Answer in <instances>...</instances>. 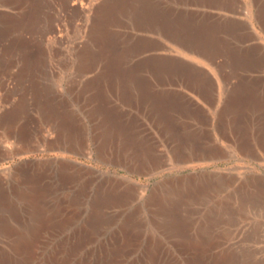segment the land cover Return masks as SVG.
I'll use <instances>...</instances> for the list:
<instances>
[{"label": "rangeland", "instance_id": "374dc122", "mask_svg": "<svg viewBox=\"0 0 264 264\" xmlns=\"http://www.w3.org/2000/svg\"><path fill=\"white\" fill-rule=\"evenodd\" d=\"M65 1L0 0V7L12 14L0 13V47L9 44L0 48L1 236L37 238L32 264H151L152 254L158 259L159 251L188 253L189 242L196 240L200 245L196 252L204 253L209 264H215L211 259L216 254L225 257L222 264H264V147L251 144L255 140L264 145V108L244 110L239 133L245 141L228 129L226 119L216 122L223 124L218 131L205 117L218 120L221 73L160 31H193L194 23L221 59L239 46L260 54L264 29L248 17L251 0H122L105 19L99 56L104 60L91 62L95 65L90 63L85 70L75 54L92 44L95 20L67 11ZM224 12L237 25L217 14ZM8 14L15 21L11 27L4 26ZM252 20L254 32L248 28ZM58 24L61 41L54 39ZM156 55L162 57L161 64L166 57H176L206 68L211 76L205 82L207 101L186 87L195 80L185 73L154 70L150 62H158ZM251 60L229 73L234 81L249 79L246 82L255 85L250 94L264 90V83L256 87L264 80V62ZM185 93L198 99L200 108L190 104ZM21 128L26 129L24 142L17 137ZM62 134L76 139L78 151L51 149V141ZM195 141L210 148L212 158L192 164L173 157L171 146L186 150ZM152 194L162 197L158 199L162 203L150 199ZM1 225L11 232L5 233ZM182 258L181 264H188Z\"/></svg>", "mask_w": 264, "mask_h": 264}, {"label": "bare ground", "instance_id": "6f19581e", "mask_svg": "<svg viewBox=\"0 0 264 264\" xmlns=\"http://www.w3.org/2000/svg\"><path fill=\"white\" fill-rule=\"evenodd\" d=\"M21 1V0H20ZM30 1V0H29ZM134 1V0H133ZM14 2H16V1H14ZM36 2V1H35ZM49 2H52V1H49ZM123 1L122 0H66L65 1V9L68 11H70L71 13H73V14H83V15H85L86 17H87V19H89L90 17L91 18H93V20H95V26L93 27V28H91V30H90V36H91V42H92V44L91 45H87V46H84L80 51H79V48H78V51H77V54H75L76 55V60L78 61V63H80V68L82 69V70H85V68L87 67V65L88 64H90L91 62H94V61H98L99 60V58H102V57H99V56H101V55H103V54H101V45H100V41H101V39H102V37H103V26H105L104 25V23H105V19L107 18V16L109 15V13L111 12V10L114 8V6H117V5H120L121 3H122ZM146 2V1H145ZM227 2V1H226ZM9 3V2H8ZM18 3V2H17ZM30 3V2H29ZM54 3V2H53ZM120 3V4H119ZM126 3V1L124 2V4ZM128 3V2H127ZM7 4V3H6ZM6 4H4V6L6 5ZM10 4V3H9ZM23 4V3H22ZM25 4V3H24ZM31 4V3H30ZM46 4V3H45ZM63 4V3H62ZM48 5H49V3H48ZM122 5V4H121ZM134 4L132 3V6H133ZM136 5V4H135ZM8 6V5H7ZM17 6H18V4H17ZM21 6V5H20ZM31 6H33V5H30V7ZM37 6H38V4H37ZM128 6V5H127ZM132 6H131V8H132ZM43 7V6H42ZM137 6H134V8H136ZM223 7V6H222ZM5 8H7V7H0V13H1V17L4 15L3 13H5V12H8L9 14H10V11H8V9H5ZM33 8H35L34 6H33ZM46 8V7H45ZM118 8V7H117ZM129 8V7H128ZM133 8V9H134ZM37 8H35V10H36ZM42 9V8H41ZM119 9V8H118ZM121 9V8H120ZM220 9V8H219ZM221 9H223V8H221ZM247 9H248V17L250 18V19H255L262 27H263V29H264V0H251V2L248 4V6H247ZM31 10V9H30ZM33 10V9H32ZM43 10V9H42ZM51 10V9H50ZM53 10V9H52ZM123 10V9H122ZM127 10V9H126ZM136 10V9H135ZM134 10V11H135ZM139 10H140V8H139ZM142 10V9H141ZM26 11V10H25ZM48 11V10H47ZM137 11V10H136ZM151 11V10H150ZM155 11V10H154ZM20 12V11H19ZM127 12V11H126ZM133 12V11H132ZM13 13V12H12ZM17 13V12H16ZM69 13V12H68ZM67 13V14H68ZM114 13V12H113ZM137 13V12H136ZM145 13V12H144ZM149 13V12H148ZM3 14V15H2ZM7 14V13H6ZM9 14H8V17H9ZM25 14V13H24ZM43 14V13H42ZM125 14V13H124ZM134 14V13H133ZM132 14V15H133ZM151 14H153V12H151ZM219 16H221V17H223L224 15H227V17L228 18H231L233 21H235L236 19L235 18H233L232 17V15H229V14H227V13H217ZM222 14H223V16H222ZM10 15H12V14H10ZM14 15V14H13ZM44 15H45V13H44ZM111 15V14H110ZM166 15V14H165ZM217 15V16H218ZM6 16V15H5ZM21 16V15H20ZM69 16V15H68ZM72 16H74V15H71V17ZM143 16V15H142ZM4 17V16H3ZM15 17V16H14ZM19 17V16H18ZM29 17V16H28ZM41 17V16H40ZM40 17H38V18H40ZM81 17H82V15H81ZM133 17V16H132ZM145 17V16H144ZM157 17H159V16H157ZM178 17V16H177ZM34 18V17H33ZM42 18V17H41ZM53 18V17H52ZM56 18V17H55ZM54 18V19H55ZM83 18H85V17H83ZM110 19H111V17H109ZM114 18V17H113ZM150 18V17H149ZM160 19H161V17H159ZM166 18H167V16H166ZM180 18V17H179ZM182 18H184V17H182ZM59 19H60V17H59ZM81 19V18H80ZM158 19V18H157ZM156 19V20H157ZM168 19V18H167ZM221 19V18H220ZM46 20V19H45ZM50 21H51V19H49ZM56 20V19H55ZM79 20V19H78ZM82 20V19H81ZM142 20H144V19H142ZM159 20V19H158ZM172 20V19H171ZM219 20V19H218ZM1 21H2V19H1ZM5 21H6V19H5ZM33 21V20H32ZM62 21V20H61ZM71 21V20H70ZM162 21V20H161ZM166 21V20H165ZM182 21H184V20H182ZM195 21V20H194ZM224 21V20H223ZM229 21V20H228ZM15 21H14V18L12 17V16H10L9 17V19L7 20V23L4 25L5 27H11L12 25H13V23H14ZM17 22V21H16ZM27 22V21H26ZM31 22V21H30ZM29 22V23H30ZM43 22V21H42ZM79 22V21H78ZM94 22V21H93ZM152 22H154L153 20H152ZM163 22V21H162ZM25 23V22H24ZM31 23H33V22H31ZM38 23H39V21H38ZM50 22H48V24H49ZM155 23V22H154ZM167 23V22H166ZM235 23H236V25H237V20L235 21ZM28 24V23H27ZM43 24H45V23H43ZM47 24V25H48ZM53 24V23H52ZM79 24V23H78ZM81 24V23H80ZM79 24V25H80ZM108 24H110V23H108ZM159 24V23H158ZM161 24V23H160ZM167 24H169V23H167ZM175 24V23H174ZM231 24V23H230ZM15 25V24H14ZM36 25V24H35ZM41 25V24H40ZM59 25V24H58ZM90 25V24H89ZM177 25H179V24H177ZM181 25V24H180ZM193 26H192V29H193V31L192 30H184V28H181V29H179L178 30V28H177V30L176 31H173V30H171V29H168V28H162V30H160L161 32H164L163 34L167 37V38H169V39H171L172 41H174V42H176V43H179L181 46H183L184 48H186V49H189L193 54L195 53V54H198V55H200L202 58H204L207 62H206V64L208 65V66H210L211 67V69L212 70H215V71H217V72H219V73H221V79L223 78V82H224V84L222 83H219V92H221L220 93V95H219V103H218V106H217V108L215 109V111L217 112V114H218V120L217 121H215V119L214 118H212V117H210L209 115H207V113L205 114V115H207V117H205L206 118V120L208 121H211V122H213V125H215L214 123H216V122H218L219 120L220 121H223L224 119H226L225 120V124H226V126L228 127V129L229 130H231V131H233L235 134H239V138H240V136L244 139V141H245V138L246 137H243L240 133H239V129H240V126H241V124H239L240 123V119H242V114H243V112H244V110L246 109V108H251V107H256L257 108V110L256 111H261V110H263V108H264V90L263 91H261V92H258V93H253V92H251V94H250V91L253 89L254 90V87H255V85H253V84H251V86H250V84L248 83V82H246V81H248V80H246L245 82H241V81H239V79L238 80H236V81H234L232 78H231V76H230V72H231V69L232 68H239L240 66H244V63H251L249 60H253V61H256V64L257 63H260V62H264V52L263 51H261V53L260 54H257L255 51V53L253 52V51H251V50H249V49H246V48H243V46H239V48H236L235 50H236V52L238 53V54H236L235 55V53H230L229 55H227V56H225V57H222V59H221V57H218L217 56V54H215L214 52V50H216L215 49V47H212L211 45H209L207 42H205L204 41V39H205V37H204V33L202 32V31H200V25L198 26V28L197 27H194V23L192 24ZM239 25H240V23H239ZM2 26V25H1ZM22 26V25H21ZM20 26V27H21ZM33 26V25H32ZM50 26V25H49ZM55 26V25H54ZM83 26V25H82ZM163 26H164V24H163ZM168 26V25H167ZM16 28H17V26H15ZM19 27V29H21ZM24 27V26H23ZM39 27V26H38ZM42 27H43V25H42ZM41 27V28H42ZM106 27V26H105ZM182 27H183V25H182ZM2 28V27H1ZM4 28V27H3ZM2 28V30H6L7 31V28L6 29H3ZM16 28H14V29H16ZM46 28V27H45ZM54 28V27H53ZM63 28V27H62ZM90 28V27H89ZM248 28H250L252 31L253 30H255V25H254V21L252 20V21H250V26H248ZM247 28V29H248ZM13 29V30H14ZM19 29H16L17 30V32H18V30ZM24 29V28H23ZM27 29V28H26ZM51 29V28H50ZM161 29V28H160ZM176 29V28H175ZM39 30H40V28H39ZM62 29H60V25H59V27L57 26V28H56V26H55V28H54V30H53V33H54V39H56V40H60V38L62 37V31H61ZM64 30V29H63ZM73 30V29H72ZM107 30V29H106ZM110 30V29H109ZM205 30H208V29H205ZM11 31V30H10ZM42 31H45L44 29L42 30ZM46 31H47V29H46ZM49 31H51V30H49ZM112 31V30H111ZM256 31V30H255ZM78 32V31H77ZM83 32V31H82ZM254 32V31H253ZM1 33H3V32H1ZM39 33H41V32H39ZM42 33H44V32H42ZM47 33H48V31H47ZM53 33H51L52 34V36H53ZM87 33H88V31H87ZM105 33V32H104ZM116 33V32H115ZM28 34V33H27ZM31 34V33H30ZM35 34V33H34ZM46 34V33H45ZM49 34V33H48ZM75 34V33H74ZM206 34V33H205ZM208 34V33H207ZM5 35V34H4ZM10 35V34H9ZM12 35H13V33H12ZM40 35V34H39ZM30 36V35H29ZM48 36V35H47ZM47 36H46V38H47ZM74 36H77V35H74ZM79 36H81V35H79ZM254 36V35H253ZM6 37V36H5ZM39 37V36H38ZM42 37V36H41ZM49 38H50V36H48ZM88 37V36H87ZM110 36H108L107 38H109ZM18 38H20V37H18ZM17 38V39H18ZM32 38V37H31ZM34 38V37H33ZM32 38V39H33ZM89 38V37H88ZM11 39V38H10ZM16 39V38H15ZM104 39V38H103ZM6 40V39H5ZM23 40V39H22ZM29 40V39H28ZM90 40V39H89ZM106 40V39H105ZM111 40H113L112 38H111ZM208 40V39H207ZM27 41V40H26ZM42 41V40H41ZM40 41V42H41ZM44 41V40H43ZM61 41V40H60ZM69 41V40H68ZM110 41V40H109ZM13 42V41H12ZM47 42V41H46ZM59 42V41H58ZM65 42V41H64ZM72 43H73V41H71ZM70 42V43H71ZM76 43V42H75ZM16 44V43H15ZM19 44H21V43H19ZM25 44V43H24ZM55 44V43H54ZM87 44V43H86ZM106 44H108V43H106ZM2 46L0 47V48H7V46L9 45L8 44V42H3V44H1ZM13 45V44H12ZM45 45V44H44ZM43 45V46H44ZM59 45H60V43H59ZM62 45V44H61ZM60 45V46H61ZM75 45V44H74ZM78 45H80V44H78ZM109 46H110V44H108ZM26 46V45H25ZM50 46V45H49ZM29 47V46H28ZM35 47V46H34ZM80 47H81V45H80ZM15 48V47H14ZM17 48V47H16ZM41 49H42V47H40ZM49 48V47H48ZM77 48V47H76ZM106 48V47H105ZM115 48H117V47H115ZM114 48V49H115ZM18 49H19V46H18ZM55 49V48H54ZM111 49V48H110ZM110 49H109V52H107V53H110ZM166 49V48H165ZM1 50V49H0ZM6 50V49H5ZM9 50V49H8ZM15 50V49H14ZM13 50V51H14ZM23 50V49H22ZM51 50V49H50ZM61 50H62V48H61ZM127 50V49H126ZM11 51H12V49H11ZM16 51H17V49H16ZM19 51V50H18ZM24 51V50H23ZM22 51V52H23ZM32 51V50H31ZM60 51V50H59ZM63 51V50H62ZM74 51V50H73ZM113 51H115V50H113ZM214 51V52H213ZM21 52V51H20ZM33 52V51H32ZM64 52H65V50H64ZM71 52V51H70ZM112 52V51H111ZM118 52V51H117ZM250 52V53H249ZM28 53H31V52H28ZM43 53V52H42ZM57 53V52H56ZM59 53H61V52H59ZM106 52H104V54H105ZM113 53V52H112ZM229 53V52H228ZM253 53H254V55H253ZM1 54H2V50H1ZM14 54V53H13ZM58 54V53H57ZM64 54V53H63ZM62 54V55H63ZM3 55H4V52H3ZM8 55H9V53H8ZM48 55V54H47ZM66 55V54H65ZM64 55V56H65ZM67 55H68V53H67ZM107 55V54H106ZM108 55H110V54H108ZM118 55H119V53H118ZM224 55V54H223ZM232 55V56H231ZM233 55H235V57H233ZM11 56H12V54H11ZM35 56V55H34ZM115 56V55H114ZM172 56V55H171ZM5 57H7V55L5 56ZM10 57V56H9ZM41 57V56H40ZM46 57V56H45ZM54 57H56V56H54ZM66 57V56H65ZM156 57L158 58L157 60H158V62H150V64L152 65V66H154V68L156 67V69H154V70H157V69H159V71L161 70H166V71H168V72H170V71H174V72H176V71H179L180 72V74H182V73H185L186 75H188L190 78H193L195 81H191L192 82V85L189 87V86H187L186 85V87L188 88V89H192V91H194V93H196L197 94V96L200 98V99H203L205 102L207 101V100H205V97L203 96V95H201L202 93H201V90L203 89V88H206V80H208V79H210V75H209V73L207 72V69L206 68H204L203 66L202 67H200L197 63H194V62H191V61H187V60H179V59H177L176 57H173V58H171L170 60H168V58L166 57V58H164V60H165V64H161V59H162V57L161 56H157L156 55ZM156 57H155V59H156ZM4 58V57H3ZM8 58V57H7ZM25 58H26V56H25ZM34 58H36V57H34ZM69 58V57H68ZM67 58V59H68ZM118 57L116 56V59H117ZM122 58V57H121ZM6 58H4V60H5ZM19 59V58H18ZM110 59V58H109ZM108 59V60H109ZM119 59V58H118ZM147 59V58H146ZM256 59V60H255ZM4 60H1V62H3ZM7 60V59H6ZM5 60V61H6ZM15 60V59H14ZM35 60V59H34ZM44 59H42V61H43ZM46 60V59H45ZM55 60H57V58L55 59ZM102 60H104L103 58H102ZM107 60V63L109 62ZM113 60V59H112ZM154 60V59H153ZM251 60V61H252ZM32 61V60H31ZM41 61V60H40ZM66 61V60H65ZM67 61H71V60H67ZM101 61V60H100ZM117 61V60H116ZM159 61H160V63H159ZM15 62V61H14ZM21 62H22V60H21ZM120 62H122V60L120 61ZM205 62V61H204ZM10 63H12V62H10ZM25 63V62H24ZM24 63L22 64V65H24ZM40 63V62H39ZM140 63V62H139ZM144 63H146V62H144ZM144 63H142V64H144ZM149 63V62H148ZM163 63H164V61H163ZM16 64V63H15ZM19 64V63H18ZM26 64H27V62H26ZM25 64V65H26ZM30 64V63H29ZM45 64H46V62H45ZM91 64H94V63H91ZM109 64V63H108ZM21 65V66H22ZM24 65V66H25ZM43 65V64H42ZM95 65V64H94ZM93 65V66H94ZM116 65V64H115ZM136 65V64H135ZM16 66V65H15ZM119 66V65H118ZM139 66V65H138ZM150 66V65H149ZM148 66V67H149ZM167 67L168 69H165V68H163V67ZM45 67H46V65H45ZM48 67V66H47ZM111 67V66H110ZM147 67V69H148V71H150L149 70V68ZM29 67H27V69H28ZM40 68V67H39ZM88 68V67H87ZM89 68H90V66H89ZM119 68V67H118ZM153 68V67H152ZM21 69V68H20ZM24 69V68H23ZM78 69V68H77ZM120 69V68H119ZM127 70H128V68H126ZM105 70V69H104ZM118 70V69H117ZM124 70V69H123ZM126 70V71H127ZM139 70V69H138ZM154 70H152V71H154ZM251 70V69H250ZM16 71V70H15ZM21 71H24V70H21ZM121 71V70H120ZM119 71V73H120V75H121V72ZM135 71V70H134ZM158 71V73H160ZM240 71H241V69H240ZM20 72V71H19ZM116 72V71H115ZM114 72V73H115ZM123 72V71H122ZM130 72V71H129ZM140 72V71H139ZM18 73V72H17ZM104 73V72H103ZM111 73V72H110ZM118 72H116V74H119ZM125 72H123V74H124ZM127 73V72H126ZM142 73V72H141ZM148 73H150L151 74V72H148ZM106 74V73H105ZM113 74V73H112ZM134 74H135V72H134ZM134 74H132V76L134 75ZM136 74H138V73H136ZM135 74V75H136ZM153 74H154V72H153ZM233 74V73H232ZM134 75V76H135ZM156 75H157V73H156ZM169 75V74H168ZM239 75H241V73L239 74ZM243 75V74H242ZM102 76V75H101ZM104 76H107V75H104ZM112 76V75H111ZM146 76V75H145ZM172 76V75H171ZM220 76V75H219ZM119 77V76H118ZM173 77V76H172ZM236 77V76H235ZM238 77V76H237ZM241 77V76H240ZM95 78H97V77H95ZM189 78V79H190ZM239 78V77H238ZM92 79V78H91ZM107 79V78H106ZM133 79H136V78H133ZM97 80V79H96ZM149 80V79H148ZM260 80V79H259ZM261 80H263V79H261ZM112 81V80H111ZM135 81V80H134ZM143 81V80H142ZM182 81V80H181ZM213 81V80H212ZM183 82H184V79H183ZM211 82V81H210ZM209 82V83H210ZM87 83V82H86ZM160 83V82H159ZM254 83V82H253ZM258 83V82H257ZM263 83H264V80L262 81V83L259 85V84H256V87L257 88H259V87H262L263 86ZM262 85V86H261ZM183 86H185V85H183ZM211 86V85H210ZM138 89V88H137ZM246 89V90H245ZM212 91V90H211ZM256 92L257 91H259V90H255ZM24 93H26V92H24ZM188 95V94H187ZM25 98V97H24ZM29 98V97H28ZM152 98V97H151ZM189 99H190V101H189V103L190 104H193L194 106H198L199 105V108H200V103H199V101H198V99H196L194 96L192 97V96H190L189 95V97H188ZM17 99V98H16ZM18 99H20L19 97H18ZM17 99V100H18ZM147 99V98H146ZM21 100V99H20ZM24 101H26V100H24ZM150 101V100H149ZM158 101V100H157ZM171 101V100H170ZM23 102V101H22ZM148 102V101H147ZM151 102H153V101H151ZM162 102V101H161ZM261 102L263 103V107H262V105H260L261 104ZM140 104V103H139ZM150 104V103H149ZM165 104V103H164ZM241 106V109H240V107H238L239 105ZM22 106H23V103L21 104ZM155 105H156V103H155ZM238 105V106H237ZM29 106V105H28ZM261 106V107H260ZM100 107V106H99ZM165 107V106H164ZM13 108V107H12ZM172 108V107H171ZM197 108V107H196ZM159 109H161V108H159ZM12 110V109H11ZM16 110H18V109H16ZM15 110V108H14V111H16ZM167 110H168V108H167ZM6 111V110H5ZM8 111V110H7ZM6 111V112H7ZM18 111H20V110H18ZM26 111V110H25ZM166 111V110H165ZM202 111V110H201ZM203 111H204V109H203ZM3 112V111H2ZM11 112V111H10ZM152 112V111H151ZM263 112V111H262ZM19 113V112H18ZM264 113V112H263ZM8 114V113H7ZM10 114V113H9ZM12 114V113H11ZM94 114V113H93ZM151 114V113H150ZM149 114V115H150ZM161 114V113H160ZM203 114V113H202ZM262 114V113H261ZM2 115V114H1ZM4 115V114H3ZM21 115V114H20ZM152 115V114H151ZM157 115H158V113H157ZM260 115V114H259ZM258 115V116H259ZM10 116V115H9ZM200 116H201V114H200ZM203 116H204V114H203ZM7 117H8V115H7ZM13 117V116H12ZM153 117H154V115H153ZM257 117V116H256ZM169 118V117H168ZM167 118V119H168ZM246 118V117H245ZM244 118V119H245ZM5 119V118H4ZM157 119V118H156ZM109 120V119H108ZM160 120V119H159ZM255 120V119H254ZM4 121V120H3ZM162 121V120H161ZM208 121V122H209ZM128 123H130V121L128 122ZM221 122H219V124H220ZM223 125V124H222ZM221 125V126H222ZM264 125V124H263ZM125 126V125H124ZM216 126H217V123H216ZM221 126L220 125H218L217 127V129H218V131H222V128H221ZM100 127V126H99ZM127 127V126H126ZM169 127H170V125H169ZM177 127V126H176ZM223 127V126H222ZM185 128V127H184ZM225 128V127H224ZM264 127H262V129H263ZM243 129V128H242ZM26 130V129H25ZM24 129L22 130V128L21 129H19L18 130V138H19V140L20 141H22V142H24V138L22 137V135L24 134V131H25ZM166 131V130H165ZM217 131V130H216ZM224 131V130H223ZM226 131V130H225ZM109 132V131H108ZM228 132V131H227ZM261 132V131H260ZM219 134H220V132H218ZM28 134V133H27ZM192 134V133H191ZM223 134V132H221V135ZM63 135V134H62ZM58 136V138L56 137V139H54V141H51V143H50V146H51V149H53V150H56V151H59V152H61V151H63V152H73V153H75V151H78V149L80 148V147H77L78 145L76 144V142H74L76 139H75V137H74V139L75 140H73V141H71L70 139H72V138H68V137H66V136ZM132 135V134H131ZM175 135V134H174ZM224 135V134H223ZM26 136V135H25ZM24 136V137H25ZM254 136V135H253ZM108 137V136H107ZM181 137V136H180ZM196 137V136H195ZM222 137V136H221ZM260 137V134L259 135H257V139ZM241 138V139H242ZM254 138V137H253ZM252 138V139H253ZM256 138H254V139H256ZM261 140V139H260ZM82 141V140H81ZM81 141H80V143H81ZM176 141V140H175ZM255 140H253L252 141V145L254 146V147H264V145L259 141V140H257V141H259V142H254ZM29 142V141H28ZM78 143H79V141H77ZM191 143V142H190ZM196 143V144H195ZM195 143L194 144H191L190 146H188V147H186L187 149L185 150L184 148H181V147H179V146H177V145H174V146H171V148H170V151H171V153H172V155H173V157L177 160V161H179V162H183V163H192V164H194V162L195 161H206V160H208V159H210V158H212V153H211V151H210V148H208L207 146H202V147H199L200 146V144H197V141H195ZM179 144V143H178ZM82 146V145H81ZM32 147V146H31ZM184 147V146H183ZM258 147V148H259ZM22 148V147H21ZM86 148V147H85ZM214 149V148H213ZM216 149V148H215ZM218 149V148H217ZM261 149V148H260ZM104 150V149H103ZM102 149L100 150L101 152L103 151ZM223 150V149H222ZM221 150V151H222ZM255 151V150H254ZM25 152V151H24ZM77 153V152H76ZM103 153V152H102ZM218 153L220 154V150L218 149ZM264 154V153H263ZM149 155V154H148ZM215 155V154H214ZM224 155V154H223ZM219 157V156H218ZM132 158H134L135 160H139V158H137V157H132ZM141 160H142V158H141ZM144 160V159H143ZM156 161V160H155ZM146 162V161H145ZM141 167V166H140ZM143 167V166H142ZM204 175V174H203ZM223 177H220L219 178V180H218V183H220V182H222V179ZM203 179H205V178H203ZM181 180V179H180ZM179 180V181H180ZM212 180V179H211ZM181 181H183V180H181ZM203 181V180H202ZM251 181V180H250ZM32 182V181H31ZM194 182H196V184H201L200 183V181L199 180H193V182L192 183H194ZM208 182V181H207ZM256 182V181H255ZM202 184H204V183H202ZM174 185V184H173ZM179 185V184H178ZM217 185V184H216ZM172 186V185H171ZM170 186V187H171ZM181 186V185H180ZM179 186V187H180ZM191 186V185H190ZM203 186V185H202ZM174 187V186H173ZM172 187V188H173ZM186 187V186H185ZM187 187H188V185H187ZM32 188V187H31ZM34 188V187H33ZM178 188V187H177ZM181 188V187H180ZM175 189V188H174ZM177 194V193H176ZM167 195H168V193H167ZM170 195V194H169ZM172 197V196H171ZM159 198H162V197H155L153 194H152V198H150V199H153L154 201H156L157 202V200L159 199ZM179 199V198H178ZM154 201H151V203L153 202L154 204H155V202ZM158 202H160V203H162V201H159L158 200ZM2 226V230L5 232V233H9V232H11L10 231V229L7 227V226H5V225H1ZM176 226V225H175ZM12 228V227H11ZM207 230V229H206ZM208 232V231H207ZM3 234V233H2ZM14 235H16V234H14ZM23 237V236H22ZM26 237V236H25ZM12 238V237H9L8 235L6 236L5 234H3V236H1V234H0V264H32V260L34 259L33 258V248H34V245H35V240L37 239V238H34V237H26V238ZM192 240V239H191ZM202 241V240H201ZM80 244V243H79ZM120 245V244H119ZM186 245V244H185ZM199 240H196V241H190L189 242V247L187 248L188 249V253L186 252H181V254H182V256H183V258L185 259V257H186V259H187V262H188V264H200V263H202V264H209V261L207 260V256L204 254V253H197L196 251H197V249L199 248ZM204 246V245H203ZM204 248V247H203ZM119 249H121L120 247H119ZM150 249V248H149ZM155 249V248H154ZM150 250H152V249H150ZM190 250H193V251H195L194 253H191L190 252ZM206 250V249H205ZM111 251H113L112 249H111ZM121 250H119V252H120ZM152 251H154V250H152ZM204 251V250H203ZM47 252V251H46ZM110 252V251H109ZM118 252V251H117ZM148 252H150V253H152L151 251H148ZM156 252V251H155ZM200 252V251H199ZM51 253V252H50ZM157 253V252H156ZM159 253H161V254H158V259H157V257L155 258V256H154V254H152V257H151V259H152V262H151V264H181V262L183 261V260H181V254H177V253H175L174 255L173 254H164V253H162V252H160L159 251ZM40 254V253H39ZM59 254V253H58ZM71 254V253H70ZM78 254V253H77ZM100 254H103V253H100ZM110 254V253H109ZM117 254V253H116ZM193 254V255H192ZM42 254H40V256H41ZM73 255V254H72ZM98 255V254H97ZM108 255V254H107ZM107 255H105V256H107ZM112 255V254H111ZM149 255H151V254H149ZM209 255V254H208ZM217 255V254H216ZM213 255L212 256V259L211 260H213L212 262H215V264H220L221 263V261H224V256L223 255ZM46 256V255H45ZM50 256V255H49ZM76 256V255H75ZM100 256V255H99ZM38 257V256H37ZM54 257V256H53ZM86 257V256H85ZM102 257V256H101ZM113 257V256H112ZM115 257H117V256H115ZM119 257V256H118ZM121 257V256H120ZM149 258H150V256H148ZM147 257V258H148ZM181 257V258H180ZM66 258V257H65ZM64 258V259H65ZM109 258H111V257H109ZM182 258V259H183ZM228 258V257H227ZM41 259H43V258H41ZM96 259H98V257L96 258ZM112 259V258H111ZM141 259H143L142 257H141ZM155 259H157V260H155ZM209 259V258H208ZM45 260V259H44ZM138 261H139V259H137ZM62 261V260H61ZM64 261V260H63ZM50 262V261H49ZM53 262V261H52ZM78 262V261H77ZM100 262V261H99ZM142 263H143V261H141ZM140 262V264H142ZM145 262H146V260H145ZM200 262V263H199ZM37 263V262H36ZM55 263V262H54ZM56 263H58V262H56ZM83 263H85V261L83 262ZM107 263H111V261H108ZM118 263V262H117ZM138 263V262H137ZM223 263V262H222ZM221 263V264H222ZM227 263V261H225V264ZM35 264V263H34ZM46 264V263H45ZM52 264V263H51ZM100 264H102V263H100ZM131 264V263H130ZM133 264V263H132ZM186 264V263H185ZM228 264V263H227Z\"/></svg>", "mask_w": 264, "mask_h": 264}, {"label": "crops", "instance_id": "0c3cea01", "mask_svg": "<svg viewBox=\"0 0 264 264\" xmlns=\"http://www.w3.org/2000/svg\"><path fill=\"white\" fill-rule=\"evenodd\" d=\"M220 4H223V2H221ZM164 29V28H163ZM165 30V29H164ZM162 34L164 33V32H161ZM179 59V58H178ZM180 60V59H179ZM205 89L206 88H203L202 90H201V92H202V94L201 95H203L204 97H206V94H204V91H205ZM189 90H192V89H189ZM186 94V93H185ZM187 95V94H186ZM190 94H188V96H189ZM191 96V95H190Z\"/></svg>", "mask_w": 264, "mask_h": 264}]
</instances>
